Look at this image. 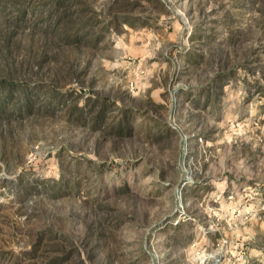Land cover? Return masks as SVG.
Wrapping results in <instances>:
<instances>
[{
	"label": "rangeland",
	"instance_id": "374dc122",
	"mask_svg": "<svg viewBox=\"0 0 264 264\" xmlns=\"http://www.w3.org/2000/svg\"><path fill=\"white\" fill-rule=\"evenodd\" d=\"M0 264H264V0H0Z\"/></svg>",
	"mask_w": 264,
	"mask_h": 264
}]
</instances>
